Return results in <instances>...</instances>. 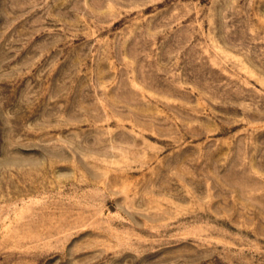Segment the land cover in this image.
Instances as JSON below:
<instances>
[{"label":"rangeland","instance_id":"1","mask_svg":"<svg viewBox=\"0 0 264 264\" xmlns=\"http://www.w3.org/2000/svg\"><path fill=\"white\" fill-rule=\"evenodd\" d=\"M0 264H264V0H0Z\"/></svg>","mask_w":264,"mask_h":264}]
</instances>
